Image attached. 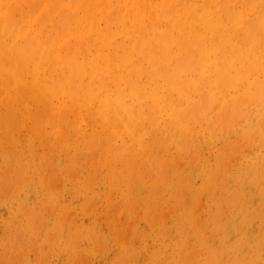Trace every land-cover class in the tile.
Returning a JSON list of instances; mask_svg holds the SVG:
<instances>
[{"label":"rangeland","instance_id":"374dc122","mask_svg":"<svg viewBox=\"0 0 264 264\" xmlns=\"http://www.w3.org/2000/svg\"><path fill=\"white\" fill-rule=\"evenodd\" d=\"M132 1L0 0V113L6 100L17 124L0 138V264H264V0ZM34 73L70 91L42 99L46 121L25 95ZM103 74L124 81L108 93L123 112Z\"/></svg>","mask_w":264,"mask_h":264},{"label":"bare ground","instance_id":"6f19581e","mask_svg":"<svg viewBox=\"0 0 264 264\" xmlns=\"http://www.w3.org/2000/svg\"><path fill=\"white\" fill-rule=\"evenodd\" d=\"M100 1H101V0H100ZM104 1L107 2L108 0H104ZM131 1H132V0H131ZM145 1H146V0H145ZM148 1H150V0H147L145 3L147 4ZM193 1H194V0H193ZM193 1H192V3H195V2H193ZM228 1H229V0H228ZM257 1H258V0H257ZM83 2H84V1H83ZM125 2H127V1H125ZM132 2H133V1H132ZM132 2H131V3H132ZM140 2L142 3V0H140ZM140 2H139V4H141ZM229 2H230V1H229ZM229 2H228V3H229ZM233 2H234V1H233ZM251 2H252V1H251ZM86 3H87V2H86ZM86 3H83V4H86ZM150 3H152V2H150ZM201 3H202V2H201ZM60 4H61V3H60ZM87 4H88V3H87ZM87 4H86V5H87ZM129 4H130V3H129ZM132 4H133V3H132ZM146 4H145V5H146ZM244 4H245V3H244ZM244 4H242V6H244ZM246 4H248V3L246 2ZM255 4H256V3H255ZM141 5H142V4H141ZM190 5H191V4H190ZM192 5H193V4H192ZM194 5H195V4H194ZM212 5H213V3H212ZM240 5H241V4H240ZM240 5H239V6H240ZM57 6H58V5H57ZM124 6L129 7V5H125V3H124ZM134 6H135V5H134ZM213 6H214V8H215V3H214ZM228 6H229V5H228ZM86 7H87V6H86ZM116 7H117V6H116ZM118 7H119V6H118ZM138 7H139V6H138ZM240 7H241V6H240ZM240 7H239V8H240ZM81 8H84V9H85L84 6L81 7ZM107 8H108V7H107ZM109 8H110V7H109ZM132 8H133V7H132ZM135 8H136V7H134V9H135ZM182 8H183V7H182ZM211 8H213V7H210L209 9H211ZM229 8H230V7H229ZM242 8H243V7H242ZM57 9H58V8H57ZM86 9H87V8H86ZM136 9H137V8H136ZM209 9L207 8V10H209ZM243 9H244V8H243ZM76 10H77V9H75V11H76ZM96 10H98V9H96ZM121 10H122V9H121ZM236 10H237V9H236ZM71 11H72V10H71ZM78 11H79V10H78ZM122 11H123V10H122ZM122 11H120V12H122ZM131 11H132V9H131ZM209 11H210V10H209ZM87 12H88V9H87ZM129 12H130V11H129ZM207 12H208V11H207ZM207 12H206V13H207ZM96 13H97V12H96ZM123 13H124V12H123ZM125 13H126V12H125ZM228 13H229V11H228ZM80 14H81V13H79V15H80ZM88 14H89V13H88ZM90 14H91V13H90ZM145 14H146V13H145ZM71 15H74V13H71ZM77 15H78V13H77ZM81 15H82V14H81ZM125 15H128V14H125ZM139 15H140V14H139ZM203 15H204V14H203ZM238 15H239V18L242 17V15H240L239 13H238ZM238 15H237V16H238ZM135 16H136V15H135ZM197 16H199V15H197ZM230 16H231V15H230ZM240 16H241V17H240ZM18 17H19V16H18ZM199 17H200V16H199ZM84 18H85V17H84L83 15H82V16H76V12H75V15L72 17V22H71V23H72V25H74V24L76 25V24H78V23H79L82 19H84ZM98 18H99V17H98ZM121 18H122V17H121ZM163 18H164V17H163ZM263 18H264V17H261V18H260V22L258 23V24H260L262 27H263V24H261V23H262V22H261V21H262L261 19H263ZM33 19H34V18H33ZM99 19H100V18H99ZM114 19H115V18H114ZM138 19H139V18H138ZM166 19H167V18H166ZM236 19H237V18H236ZM236 19H232V20L234 21V20H236ZM143 20H144V19H143ZM163 20H164V19H163ZM181 20H182V19H181ZM238 20H239V19H238ZM238 20L234 21V22H236V26H237V21H238ZM83 21H84V20H83ZM138 21H139V20H138ZM233 21H232V23H234ZM241 21H242V20H241ZM98 22H99V21H98ZM219 23H220V22H219ZM118 24H119V23H118ZM120 24H122V20H121V23H120ZM194 25H195V24H194ZM29 26H30V25H29ZM77 26H78V25H77ZM81 26H84V25H81ZM97 26H98V28H99V25H98V24H97ZM120 26H121V25H120ZM130 26H131V25H130ZM258 26H259V25H258ZM65 27H66V26H65ZM72 27H73V26H72ZM74 27H76V26H74ZM162 27H163V26H162ZM226 27H227V26H226ZM79 28H80V27H79ZM79 28H78V29H79ZM82 28H83V27H82ZM224 28H225V27H224ZM26 29H27V28H26ZM258 29H259V28H258ZM66 30H67V28H66ZM97 30H98V29H97ZM256 30H257V29H256ZM262 30H263V29H261L260 31H262ZM23 31H24V30H23ZM61 31H62V30H61ZM76 31H77V30H76ZM115 31H116V30H115ZM119 31H120V30H119ZM122 31H123V30H122ZM257 31H258V30H257ZM113 32H114V31H113ZM120 32H121V31H120ZM255 32H256V31H255ZM262 32H263V31H262ZM262 32H261V34H263ZM101 33H102V32H101ZM114 33H115V32H114ZM205 33H206V32H205ZM259 33H260V32H259ZM116 34H118V33H116ZM116 34H115V35H116ZM101 35H102V34H101ZM258 35H259V34H258ZM99 36H100V35H99ZM116 36H117V35H116ZM254 36H256V35L254 34ZM254 36H253V37H254ZM101 37H102V36H101ZM227 37H229V36L227 35ZM250 37H251V35H250ZM253 37H252V38H253ZM112 38H113V37H112ZM148 38H149V37H148ZM176 38H179V35H178V37L176 36ZM198 38H199V37H198ZM227 39H228V38H227ZM62 40H63V38H62ZM143 40H145V39H143ZM199 40H200V39H199ZM199 40H198V41H199ZM225 40H226V35H225ZM251 40H252V39H251ZM166 41H167V40H166ZM215 41H216V40H215ZM226 41H227V40H226ZM247 41L249 42V40H247ZM252 41H253V40H252ZM252 41H251L250 43L247 42L248 45H249V44L251 45ZM61 42H62V41H61ZM91 42L93 43V41H91ZM91 42H90V43H91ZM108 42H109V41H108ZM134 42H135V41H134ZM144 42H145V41H144ZM144 42H143V43H144ZM254 42H255V41H254ZM141 43H142V42H141ZM143 43H142V44H143ZM145 43H146V42H145ZM165 43H166V42H165ZM142 44H141V46H142ZM167 44H168V43H166V45H165L166 47H168ZM181 44H182V43H181ZM80 45H81V46H82V45L85 46L84 44H80ZM91 45H92V44H91ZM102 45H103V44H102ZM108 45H109V44H108ZM144 45H145V44H144ZM163 45H164V44H163ZM81 46H80V47H81ZM172 46H173V45H172ZM123 47H124V46H123ZM206 47H207V46H206ZM209 47H210V45H209ZM214 47H215V46H214ZM89 48H91V47H89ZM107 48H108V47H107ZM107 48H106V50H107ZM170 48H172V47L170 46L169 49H170ZM210 48H211V47H210ZM241 48H243V47H241ZM251 48H252V47H251ZM92 49H93V48H92ZM104 49H105V48H104ZM163 49H164V48H163ZM163 49H162V51H163ZM211 49H215V48L212 47ZM84 50H85V49H84ZM101 50H102V49H101ZM129 50H130V47H129ZM167 50H168V49H167ZM167 50H166V52H167ZM170 50H171V49H170ZM81 51H83V50H81ZM123 51H124V49H123ZM123 51H122V52H123ZM148 51H149V50H148ZM209 51H210V50H209ZM209 51H208V52H209ZM211 51H212V50H211ZM247 51L249 52L250 50H247ZM103 52H104V51H103ZM122 52H121V53H122ZM245 52H246V51H245ZM83 53H84V51H83ZM95 53H96V52H95ZM125 53H126V52H124V54H125ZM127 53H129V52H127ZM158 53H159V52H158ZM161 53H164V54H165V50H164V52H161ZM202 53H203V52H202ZM102 54H103V53H102ZM129 54H131V53H129ZM164 54H163V55H164ZM95 55L97 56V53H96ZM126 55H128V54H126ZM155 55H156V53H155ZM168 55H170V52H168ZM85 56H86V55H85ZM124 56H125V55H124ZM151 56H153V54H152ZM207 56H208V55H207ZM231 56H234V55H231ZM242 56H243V54H242ZM90 57H91V56H90ZM125 57H126V56H125ZM125 57H123V58H125ZM147 57H148V56H147ZM161 57H162V55H161ZM163 57L166 58L167 55H164ZM92 58H93V57H92ZM114 58H116V57H114ZM127 58H130V56L127 57ZM152 58H153V60L156 59V58L154 59V56H153ZM231 58H232V57H231ZM61 59H62V58H61ZM76 59H77V58H76ZM85 59H86V58H85ZM116 59H117V58H116ZM116 59H115V60H116ZM147 59H148V58H147ZM208 59H209V58H208ZM86 60H87V59H86ZM96 60H97V58H96ZM110 60L112 61L113 59H110ZM110 60H109V61H110ZM120 60H121V59H120ZM124 60H125V59H124ZM144 60H145V59H144ZM160 60H161V59H160ZM58 61H59V60H57V62H58ZM117 61H118V59H117ZM155 61H158V60H155ZM203 61H204V60H203ZM205 61H207V60H205ZM61 62H63L64 64L66 63L64 60H62ZM86 62H87V61H85V63H86ZM118 62H119V61H118ZM118 62H113V63H114V64H117V66H118ZM122 62H124V61H122ZM122 62H121V63H122ZM129 62H130V60H129ZM85 63H84V64H85ZM92 63H97V64H99V61L97 60V61L95 62V59H94ZM121 63H119V64L121 65ZM125 63H126V62H125ZM156 63H157V62H156ZM114 64H112V66H113ZM123 64H124V63H123ZM204 64H205V63H204ZM7 65H8V64H7ZM62 65H63V64H62ZM80 65H81V64H80ZM85 65H86V64H85ZM85 65H84V66H85ZM92 65H94V64H92ZM109 65H110V64H109ZM124 65H125V64H124ZM14 66H15V65H14ZM64 66H65V65H64ZM97 66H98V65H97ZM129 66H130V65H129ZM131 66H132V64H131ZM61 67H62V66H61ZM113 67H114L115 69H117V67H116L115 65H114ZM132 67H133V66H132ZM152 67H153V66H152ZM155 67H156V66H155ZM158 67H159V66H158ZM194 67H196V65H195ZM35 68H36V67H35ZM90 68H91V71H90V72H94L95 70H97V69H95V70L93 71L92 67L89 66L88 64L86 65V68H85V69H86V70H88V69L90 70ZM96 68H97V67H96ZM99 68H100V67H99ZM147 68H148V67H147ZM147 68H146V69H147ZM38 69H39V68H38ZM62 69L64 70V68H62ZM69 69L72 70V68H69ZM69 69H68V70H69ZM100 69H101V68H100ZM103 69H105V70H103V72L106 71V73H107L106 67L103 68ZM107 69H108V68H107ZM115 69H114V71H115ZM146 69H145V70H146ZM10 70H12V69H10ZM34 70H35V69H34ZM36 70H37V68H36ZM36 70H35V71H36ZM75 70H77V71L79 72L78 69H75ZM75 70H74V69L72 70V73H73V74H72L71 72H69V77H67L68 79H66V80H67V81H66V82H67L66 85H67V84H70V87L73 88V89H75V87L78 88V87L81 86V84H78V86L75 84V79H74V77H75V75L78 74L77 71H75ZM82 70L84 71V67H82ZM89 70H88V71H89ZM111 70H112V67H111ZM122 70H123V69H122ZM143 70H144V69H143ZM35 71H34V72H35ZM97 71H98V70H97ZM97 71H96V73H97ZM112 71H113V70H112ZM129 71H130V70H129ZM148 71H151V70H148ZM182 71H183V70H182ZM191 71H192V70H191ZM38 72H39V71H37V73H38ZM84 72H85V71H84ZM90 72H88V73H90ZM109 72H111V71L109 70ZM141 72H142V71H141ZM175 72H176V71H175ZM178 72H179V71H178ZM189 72H190V71H189ZM63 73H64V71H63ZM96 73H95V74H96ZM116 73H117V72H116ZM144 73H145V72H144ZM180 73H182V72L180 71ZM183 73H184V72H183ZM10 74H11V73H10ZM38 74H39V73H38ZM74 74H75V75H74ZM85 74H86V73H85ZM91 74H92V73H91ZM91 74H90V76H89V75H88V76L86 75V77H88L89 80H90V78H91V76H92ZM98 74H100V73L98 72ZM110 74H111V73H110ZM117 74H118V73H117ZM33 75H34V77L37 79V83H36V82H35V83L33 82L32 85H29V86H27V85L25 84V85H24V88H25L26 90H28L27 92H26V90H25V92H26L25 95L28 94V97L30 98V102H32L33 104H36L35 106L33 105L35 108H36V106H37V108H38V106H39L40 104H41V105H45V104L43 103V100H47L46 97H48L50 94H53V95L56 94V95H57L58 93L60 94V91H61V93H64V92H65L64 90H62L63 87H62V88L60 87V90L58 89V86H62L61 83H64L65 80H64V82H60V80H59V83H60V84H59V83H58V79H59V78H58V79H57V83H58V84L55 83V85H54V89L51 90V88H50L49 86H46V82H47L48 80H51L50 78H47V79L45 80V82H44V85H45V86H44L42 83H40L41 81H39V79L36 77L37 75H35V73H34ZM48 75H49V73H48ZM48 75H46V77H47ZM108 75H109V74H106V75L103 74V75H102V78H101V79H102V82H101L102 84H101V83L99 84V86L101 85V86H100L101 88H103V87H105V86L108 87L107 84L109 83L108 80L110 79V77H109ZM175 75L177 76V75H179V73H178V74L175 73L174 76H175ZM180 75H181V74H180ZM73 76H74V77H73ZM95 76H96V79H95V80H96V83L100 82V80L97 82V78L99 77V75H98V77H97V75H95ZM103 76H105V77L108 76V77H109V78L106 77L108 83H103V82L105 81V80L103 79ZM117 76L119 77V75H117ZM117 76H115V77H117ZM144 76H148V77H149V74H148V73H147V74H144L143 77H144ZM203 76H204V74H203ZM34 77L32 76L33 80L36 81V79H35ZM92 77H93V76H92ZM118 77H117V79H118ZM88 78H87V79H88ZM135 78H136V77H135ZM178 78H179V77H178ZM233 78H234V77H233ZM87 79H86V83H87V81H88ZM93 79H94V78H93ZM113 79H114V78H112V80H113ZM115 79H116V78H115ZM122 79H124V78H122ZM41 80H42V78H41ZM95 80H94V81H95ZM149 80H150V79H149ZM198 80H199V78H198ZM55 81H56V80H55ZM94 81L92 80L91 82H94ZM109 81H110V80H109ZM117 81H118V83H117L116 80H115V82H116V85H115V86H119V87H120V83H119V81H120V77H119V79H118ZM136 81H137V80H136ZM204 81H205V79L203 80V82H204ZM48 82H49V81H48ZM83 82H84V81H83ZM113 82H114V81H113ZM113 82L111 81V84H112ZM120 82H123V83L121 84V87H123V85H124V81H120ZM132 82H134V81H132ZM145 82H146V79H145ZM167 82H169V80H168ZM135 83H136V82H135ZM135 83H134V84H135ZM140 83H142V82H140ZM143 83H144V82H143ZM161 83H162V82H161ZM51 84H52V83H51ZM105 84H106V85H105ZM113 84H114V83H113ZM126 84H127V82H126ZM146 84H147V82H146ZM165 84H166V83H165ZM192 84H193V83H192ZM95 85H97V84H95ZM108 85H109V84H108ZM135 85H136V84H135ZM138 85H139V84H138ZM152 85H153V83H152ZM169 85H170V84H169ZM189 85H190V84H189ZM15 86H16V90H17V83H16ZM18 86H19V84H18ZM41 86L43 87V89L45 90V92H43V93H41V94H38V92H39ZM83 86H84V85H83ZM93 86H94V85H92V87H93ZM136 86H137V85H136ZM141 86H142V84H141ZM192 86H194V84H193ZM51 87H52V85H51ZM94 87H95V86H94ZM106 87H105V88H106ZM119 87H116L115 89H117V88H119ZM129 87L131 88V87H133V86H132V85L130 86V84H129ZM137 87H139V86H137ZM145 87H146V85H145ZM145 87H144V89H142V90L145 91ZM152 87H153V86H152ZM170 87H171V85H170ZM170 87H169V88H170ZM108 88H109L110 90H109L107 93H106L107 88L105 89V91H103V93H105V95L108 94L109 92L112 93L113 90H115V89L112 90L113 87L110 88V86H109ZM133 88H134V87H133ZM150 88H151V85H150ZM171 88H172V87H171ZM78 89H79V88H78ZM131 89H132V88H131ZM151 89H152V88H151ZM1 90H2V89H1ZM58 90H59V92H58ZM89 90H90V88H88L87 91H89ZM92 90H93V88H92ZM137 90L142 91V90H140L139 88H137ZM149 90H150V89L148 88V91H149ZM169 90H171V89H169ZM62 91H64V92H62ZM82 91H84V90L82 89ZM96 91H97V90H96ZM96 91H95V92H96ZM123 91H124V90H123ZM182 91H185V90H182ZM34 92H35L36 94H34ZM69 92H70V91H69ZM69 92L67 91V93H69ZM179 92H181V91H179ZM185 92H186V91H185ZM3 93H4V92H3ZM67 93H66V92L64 93V94H66L65 96H67ZM77 93H78V92H77ZM79 93H80V92H79ZM90 93H91V92H90ZM113 93H115V91H114ZM113 93H112V94H113ZM133 93H134V92H133ZM156 93H157V92L155 91V94H156ZM14 94H15V93H14ZM14 94H13V95H14ZM112 94H110V96H109V94H108L107 97L104 98V100H105L104 102H106V105L109 106V107H112V105L114 106V104H115V102H112V101H116V100H118V102H117L116 104H118V106H121V107H122L123 104L121 103V101H119V100H121V99H117L118 97H120V96H118V95H119V91H118V94H117L118 97L114 96V98H110ZM129 94H131V93H129ZM155 94H154V95H155ZM175 94H176V93H175ZM175 94H174V95H175ZM178 94H179V96L182 95L181 93H178ZM191 94H192V93H191ZM13 95H11V98H12V99L10 100L12 103H14V99H15V97H14ZM53 95H51V96H53ZM68 95H70V94H68ZM80 95H81V97L83 96L82 93H81ZM140 95L143 96V95H142V92H141ZM145 95H146V93H144V96H145ZM160 95H161V93H160ZM176 95H177V94H176ZM183 95H184V94H183ZM75 96H76V94H75ZM86 96H87V98H86ZM88 96H89L88 94L85 95V96H83V97H82V100H81V97H80L79 101H77V97H75V99H76L77 102L75 101V102L73 103V105H74L73 108L76 107V106H75V103H77V104H78V102H82V103H83L85 100H86V101H89V99H90L89 97H90V96H89V97H88ZM171 96H172L171 98H174L172 94H171ZM177 96H178V95H177ZM28 97H27L26 99H28ZM136 97H137V96H136ZM156 97H157V95H156ZM191 97H192V96H191ZM78 98H79V96H78ZM122 98H123V97H122ZM133 98H134V97H133ZM133 98H132V99H133ZM151 98H152V97H151ZM160 98H161V96H160ZM21 99H23V96L21 97ZM42 99H43V100H42ZM87 99H88V100H87ZM260 99H261V97H260ZM49 100H50V98H49ZM80 100H81V101H80ZM110 100H112V101H110ZM124 100H126V99L123 98V101H124ZM53 101H54V100H53ZM86 101H85L84 103H86ZM139 101H140V100H139ZM174 101H177V100H174ZM211 101H212V100H211ZM111 102L114 103V104H112ZM158 102H160V100H159ZM181 102L183 103V102H184V99H182ZM20 103H21V102H20ZM32 103H31V104H32ZM46 103H47V101H46ZM67 103H68V101H67ZM71 103H72V102H70V100H69V103H68V104H69L70 106H72ZM95 103H96V102H95ZM119 103H120V105H119ZM131 103H132L131 99H129V100L127 99V101H126V107L132 109V108H131V107H132ZM176 103H178V102H176ZM182 103H181V104H182ZM80 104H81V103H80ZM104 104H105V103H104ZM111 104H112V105H111ZM121 104H122V105H121ZM139 104H140V102H139ZM150 104H151V102H150ZM173 104H175V103H173ZM178 104H179V103H178ZM16 105H17V104H16ZM23 105L25 106V104H23ZM48 105H49V104H48ZM137 105H138V104H137ZM140 105H141V104H140ZM167 105H168V104H167ZM204 105H205V104H204ZM46 106H47V105H46ZM70 106H68V107H70ZM78 106H79V104H78ZM81 106H83V104H82ZM150 106H151V105H148V107H150ZM160 106H161V105H160ZM160 106H158V107H159V110H160ZM179 106H180V105H179ZM179 106H176V107H177L176 109H178ZM3 107H4L5 109H7V110H6L5 112H1V113H0V134H1V135H0L1 137H0V138H1V140L4 139V138H2L3 134H4L5 132L8 133L7 131L11 128V126H12V125H15V123H14V119H13V114H14V112H15V109H13V108L11 109V106H10L9 104L6 105V100H5V101L3 100ZM29 107H30V106H29ZM31 107H32V105H31ZM42 107H43L44 109L46 108V107H44V106H42ZM42 107H41V110L39 109L40 106H39L38 109H34V113L32 114V116L35 115V116L37 117V115H36L37 113H36V112H38V114H39V113H42L41 115H43V116H42L41 118H43V120L47 119V115L45 116V119H44V113L47 114L48 112H47V113H46V112L43 113V110H44V109H43ZM114 107H115V106H114ZM114 107H112V108H114ZM121 107L119 108V112H120V110H121ZM124 107H125V106L123 105V107H122V112H123ZM135 107H136V106H135ZM137 107H138V106H137ZM137 107H136V108H137ZM148 107H147V109H148ZM162 107H163V106H162ZM4 108H3V109H4ZM25 108H26V107H25ZM77 108H81V107H76V109H77ZM115 108H116V107H115ZM115 108H114V110H116ZM154 108H155V106L152 107V109H154ZM156 108H157V107H156ZM42 109H43V110H42ZM46 109H47L46 111H48V108H46ZM139 109H141V107H140ZM147 109H145L144 111H146ZM150 109H151V108H150ZM150 109H148V110H150ZM199 109L201 110V108H199ZM202 109H203V108H202ZM23 110H24V108H23ZM23 110H22V111H23ZM35 110H36V111H35ZM37 110H38V111H37ZM81 110H82V109H81ZM109 110H110V108H109L107 111H109ZM148 110H147V111H148ZM155 110H156V109H155ZM243 110H244V109H243ZM40 111H41V112H40ZM44 111H45V110H44ZM62 111H63V110H62ZM66 111H67V110H66ZM111 111H113V110L111 109ZM111 111H109V112L112 113ZM129 111H130V110H129ZM157 111H158V110H157ZM157 111H155V112H157ZM176 111H177V110H176ZM202 111H204V109L201 110V111L198 110L197 112L202 113ZM80 112H81V111H80ZM109 112H108V113H109ZM113 112H114V111H113ZM141 112H142V110L139 111V112H137V113H140L139 116L142 117L144 114H142ZM150 112H152V111H149L148 113H150ZM160 112H161V111H159V113H160ZM63 113H64V112H63ZM66 113H67L68 115H67ZM66 113L64 114V117L62 116L63 119H62V121H61V123L64 121L62 124H65V125H66L65 120H66V119H67V120L70 119L69 117H67V118H65V117H66V116H69V115L71 116L72 114H73L72 116H74V114H75L76 112L74 111V113H73V111H72V113H70V114H69L68 112H66ZM114 113H115V112H114ZM137 113H136V114H137ZM163 113H164V112H163ZM163 113H162V114H163ZM175 113H176V112H175ZM200 113H199V114H200ZM203 113H204V112H203ZM203 113H202V115H203ZM48 114H49V113H48ZM120 114H121V113H120ZM131 114H132V113L130 112V116L132 117ZM157 114H158V112H157ZM157 114L154 115V116L158 118L159 116H157ZM193 114H194V113H192V114H191L192 116H191V115H190V116L194 118ZM199 114H197V115L199 116ZM204 114H205L204 116L206 117V115H207L206 111H205ZM65 115H66V116H65ZM77 115H78V114H77ZM77 115H75V116L77 117ZM133 115H134V114H133ZM150 115H151V117H152V119H153L154 116H153L152 114H150ZM35 116H33L34 119L36 118ZM51 116H52V114H51ZM51 116H50V117H51ZM93 116H94V115H93ZM114 116H115V115H114ZM114 116H113L112 118H114ZM118 116H119V115H118ZM126 116H127V115H126ZM137 116H138V114H137ZM198 116H197V117H198ZM200 116H201V114H200ZM54 117H55V116H54ZM62 117H61V118H62ZM85 117H86V116H85ZM187 117H188V116H187ZM24 118H25V117H24ZM24 118H23V119H24ZM74 118H75V117H74ZM74 118H72V119H74ZM199 118H200V117H199ZM15 119H16V118H15ZM75 119H77V118H75ZM114 119H115V118H114ZM114 119H113V120H114ZM140 119H141V118H140ZM154 119H155L156 122H157V119H156V118H154ZM164 119H165V118H164ZM200 119L202 120V116H201ZM205 119H206V118H205ZM36 120H37V118H36ZM53 120H54V119H53ZM56 120H57V119H56ZM59 120H60V119H59ZM67 120H66V121H67ZM123 120H124V119H123ZM123 120H122V122H124ZM150 120H151V119H150ZM155 120H154V123L156 124ZM186 120H187V119H186ZM186 120H185V121H186ZM191 120H192V118H191ZM196 120H197V119H196ZM45 121H46V120H45ZM76 121L79 122V118H78ZM120 121H121V119H120ZM143 121H144V120H143ZM192 121L195 122L194 119H193ZM16 122H17V121H16ZM32 122L36 123L37 121L32 120ZM67 122H68L67 125H71V124H69V122L71 123V119H70L69 121H67ZM118 122H119V120H118ZM37 123H38V125H41V124H39V122H37ZM41 123H42V122H41ZM112 123H113V122H112ZM112 123H111V124H112ZM143 123H144V122H143ZM121 124H122V123H121ZM121 124H120V125H121ZM124 124H125V123H124ZM151 124H153V123H151ZM158 124H159V123H158ZM160 124H161V123H160ZM193 124H194V123H193ZM193 124H192V125H193ZM16 125H17V124H16ZM16 125H15V126H16ZM72 125H74V126H72L74 129H72L71 127H70V128H71V130H72V131L74 132V134H75V132L78 131V128L76 129V127H77L76 125H77V124H72ZM122 125H123V124H122ZM122 125H121V127H122ZM130 125H131V124H130ZM156 125H157V124H156ZM156 125H155V126H156ZM20 126H21V125H20ZM42 126H43V125H42ZM42 126H41V128H42ZM152 126H154V124H153ZM206 126H207V125H206ZM34 127H35V125H34ZM140 127H141V126H140ZM140 127H139V128H140ZM148 127H151V126H148ZM13 128H14V127H13ZM21 128H22V127H21ZM41 128H40V129H41ZM67 128H68V127H67ZM137 128H138V127H137ZM158 128L160 129L161 127H158ZM17 129H18V128H17ZM40 129H39V130H40ZM140 129H141V128H140ZM147 129H148V128H147ZM137 131H139V130H137ZM140 131H141V133H142V129H141ZM140 131H139V135H141ZM161 132H162V131H161ZM15 133H16V131H15ZM78 133H79V131H78L76 134H78ZM192 133H193V130H192ZM191 135H193V134H191ZM14 136H15V135H14ZM3 137H4V136H3ZM6 137L8 138L9 135H8V136L6 135ZM162 138H163V137H162ZM195 138H196V137H195ZM8 139H9V138H8ZM165 139H166V138H165ZM1 140H0V141H1ZM167 140H168V139H167ZM5 141H6V139H5ZM5 141L3 142V140H2V142L6 144L7 141H6V142H5ZM8 141H9V140H8ZM18 141H19V140H18ZM18 141H16V142H18ZM192 141H193V140H192ZM175 142H177V141H175ZM0 143H1V142H0ZM5 144H3V145H5ZM18 144H19V143H18ZM135 144H136V143H135ZM185 144H186V143H185ZM111 148H112V147H111ZM122 148H123V147H122ZM122 148H121L122 151H123V149H124L125 152L127 151V149H125V148L122 149ZM165 149H166V148H165ZM167 149H168V148H167ZM121 150H120V151H121ZM122 151L119 152L120 154H118V153L116 152L118 158H119V156L121 155ZM101 153H102V152H101ZM103 153H104V152H103ZM113 153H114V152H113ZM113 153H112V154H113ZM126 153H128V152H126ZM164 153H165V150H164ZM102 156H103V154H102ZM163 156H164V155H163ZM106 157H107V156H106ZM165 157H167V156H164L163 158H165ZM101 158H102V157H101ZM107 158H109V157H107ZM118 158H116V159H118ZM168 158H169V157H168ZM187 158H188V157H187ZM165 159H166V158H165ZM106 160H107V159H106ZM136 160H137V159H136ZM25 161H26V160H25ZM28 161H29V160H28ZM142 161H143V160H142ZM107 162H108V161H107ZM136 162H137V161H136ZM133 163H134V162H133ZM106 164H107V163H106ZM119 165H120V164H119ZM121 166H122V164H121ZM108 167H109V166H108ZM124 167H125V166H124ZM134 168H135V166H134ZM108 169H109V168H108ZM15 172H16V171H15ZM17 172L19 173V171H17ZM121 172H122V170H121ZM121 172H120V173H121ZM123 172H124V171H123ZM25 178H26V177H25ZM144 178H145V177H144ZM190 178H191V177H190ZM30 179H31V178H30ZM172 180H173V179H172ZM169 186H170V185H169ZM186 188H187V186H186ZM127 191H128V190H127ZM243 194H244V193H243ZM93 197H94V196H93ZM247 197H248V196H247ZM238 204L240 205V204H242V203H241L240 201H238ZM239 205H237V206H239ZM235 208H236V206H235ZM199 210H200V209H199ZM158 211H159V210H158ZM173 211H174V210H173ZM234 214H235V213H234ZM224 215H225V214H224ZM237 215H238V214H237ZM235 216H236V215H235ZM221 217H222V216H221ZM233 218H234V217H233ZM179 220H180V219H179ZM225 225H226V224H224V226H225ZM204 226H205V225H204ZM206 226H207V225H206ZM200 228H201V227H200ZM207 233H208V232H207ZM169 234H170V233H169ZM210 235H211V234H210ZM176 237H177V236H176ZM212 238H213V237H212ZM103 242H104V241H103ZM201 242H202V241H201ZM247 242H248V239H247ZM104 243H105V242H104ZM211 244H212V243H211ZM211 244H210V246H211ZM105 247H106V246H105ZM137 248H138V247H137ZM103 251H104V250H103ZM106 251H107V250H106ZM213 251H214V250H213ZM216 251H217V250H216ZM128 252H129V251H128ZM217 252H218V251H217ZM234 252H235V251H234ZM234 252H232L231 254L228 253V259H229L228 264H243L244 261H242L241 256H240L238 253H234ZM133 253H134V252H133ZM215 253H216V252H215ZM222 253H223V252H222ZM240 253H241V252H240ZM48 254H49V253H48ZM102 255H103V254H102ZM221 255H222V254H221ZM223 255H224V253H223ZM223 257L225 258V255H224ZM224 258H223V259H224ZM221 259H222V256H220V260H221ZM226 259H227V258H226ZM226 259H225V260H226ZM46 260H47V258H46ZM255 260H258V259H255ZM255 260H254V259H253V260H249V261H247V263H248V264H256ZM218 261H219V260H218ZM222 261H224V260H222ZM213 264H214V263H213ZM218 264H219V263H218ZM220 264H221V263H220ZM245 264H246V263H245ZM258 264H261V263L258 262Z\"/></svg>","mask_w":264,"mask_h":264}]
</instances>
